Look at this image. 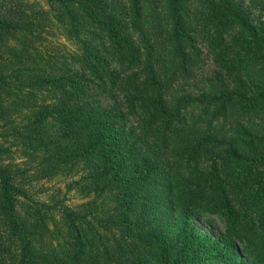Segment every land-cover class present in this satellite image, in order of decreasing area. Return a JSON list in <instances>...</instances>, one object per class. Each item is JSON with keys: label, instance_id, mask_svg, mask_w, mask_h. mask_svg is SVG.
Returning a JSON list of instances; mask_svg holds the SVG:
<instances>
[{"label": "trees", "instance_id": "trees-1", "mask_svg": "<svg viewBox=\"0 0 264 264\" xmlns=\"http://www.w3.org/2000/svg\"><path fill=\"white\" fill-rule=\"evenodd\" d=\"M59 175L83 202L21 206ZM240 247L264 264V0H0V264H251Z\"/></svg>", "mask_w": 264, "mask_h": 264}, {"label": "rangeland", "instance_id": "rangeland-1", "mask_svg": "<svg viewBox=\"0 0 264 264\" xmlns=\"http://www.w3.org/2000/svg\"><path fill=\"white\" fill-rule=\"evenodd\" d=\"M255 15L259 16V11ZM201 48L203 50L202 60L195 70V80L192 82L198 88L203 85L207 76L211 77L216 67L207 47ZM72 179L73 177L70 175H59L52 179L34 180L30 183L26 181L24 184L25 196H21V206L26 207L30 204L35 207L40 202H46L52 207L54 213H58L59 208L63 205L76 207L83 202V199L76 190H69V183ZM23 203L25 205H22ZM191 218L195 226L211 234L215 239H219L224 233L225 221L221 216L192 212ZM240 253L243 260L254 264L245 248L240 247Z\"/></svg>", "mask_w": 264, "mask_h": 264}]
</instances>
